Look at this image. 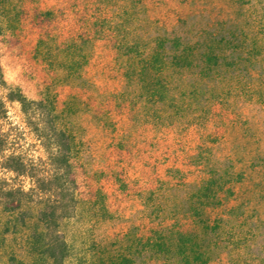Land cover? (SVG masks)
<instances>
[{
    "label": "rangeland",
    "instance_id": "rangeland-1",
    "mask_svg": "<svg viewBox=\"0 0 264 264\" xmlns=\"http://www.w3.org/2000/svg\"><path fill=\"white\" fill-rule=\"evenodd\" d=\"M136 12L157 32L198 21L236 32L239 63L229 59L224 66L250 70V88L230 107L219 106L221 123L215 128L224 137L218 154L231 156L247 181L233 203L241 206L239 233L230 251L211 264H264V0H144ZM124 15L125 0H0V96L7 100L6 129L26 156L47 161L21 105L7 99L11 90L20 89L29 99L55 101L76 134L71 158L80 187L76 213L63 226L70 248L66 264H103L111 255L127 253L130 245L137 250L136 240L148 233L156 218L158 158L168 152L160 154L152 133L137 126L133 138H126V128L134 122L128 107L106 99L123 89L114 71L112 40L115 31L117 36L122 33ZM82 36L89 42L81 44L87 57L82 69L84 105L79 110L73 98L77 101L82 86L68 73L66 61L69 54L78 56ZM249 57L260 62L252 66ZM96 96L106 99L105 110L112 105L116 127L94 113ZM121 140L128 143L121 145ZM187 141L190 147L196 138ZM6 221L0 205V264H8L9 255L21 251V235ZM134 260L143 264L138 255Z\"/></svg>",
    "mask_w": 264,
    "mask_h": 264
},
{
    "label": "trees",
    "instance_id": "trees-1",
    "mask_svg": "<svg viewBox=\"0 0 264 264\" xmlns=\"http://www.w3.org/2000/svg\"><path fill=\"white\" fill-rule=\"evenodd\" d=\"M143 3L125 0V25L112 40L114 71L123 89L106 99L128 107L134 122L127 126L126 138H133L137 126L152 133L160 154H168L158 158L153 227L136 240L137 250L130 245L127 253L111 255L103 264H135V255L143 264H211L230 251L239 233L243 216L241 206L233 203L247 181L231 156L218 154L224 137L215 128L221 123L217 113L219 106L230 107L248 92L252 72L224 66L229 59L239 63L236 32L200 21L157 32L135 13ZM87 39L80 38L78 56L69 54L66 61L68 73L82 86L77 101L73 98L79 110L87 57L81 44ZM248 62L253 66L260 58L249 57ZM101 97H95L93 111L114 125L115 110L112 105L105 110ZM7 99L19 102L48 154L43 163L24 154L6 129L7 100L0 96V205L6 224L21 235V251L10 254L8 264H66L70 248L63 226L76 213L80 187L71 158L76 134L55 101L29 99L20 89L11 90ZM192 135L196 145L187 147Z\"/></svg>",
    "mask_w": 264,
    "mask_h": 264
}]
</instances>
